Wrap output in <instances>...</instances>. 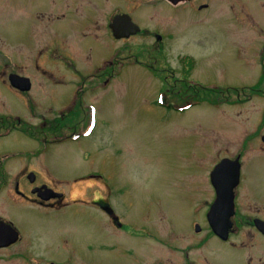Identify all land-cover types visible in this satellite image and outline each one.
<instances>
[{"label": "flooded vegetation", "instance_id": "af4514ba", "mask_svg": "<svg viewBox=\"0 0 264 264\" xmlns=\"http://www.w3.org/2000/svg\"><path fill=\"white\" fill-rule=\"evenodd\" d=\"M156 1L171 17L164 33L141 28L136 20L138 0H2L0 9L19 11L16 15L24 24L18 42L3 46L19 51L21 63L29 54L35 55L29 58L30 66L39 74L8 69L15 66V60L11 55L0 58V87L2 84L6 89V101L0 104V138L13 132L27 137L22 149L13 155L0 151L6 158L34 157L67 147L78 155V161L62 177H53L42 160L44 170L20 172V179L2 200L24 205L35 213V222H14L0 216V264H13V260H18L16 264H264V171L245 170L251 158H264V132L260 128L247 132L236 150L219 149L222 155H216L211 169L202 176L209 196L198 199L197 208H192L194 214L191 212L194 218L188 222H148L144 217L152 210L133 218L126 188L107 184V145L100 141L103 145L98 154L89 149L90 137L101 125L96 100L125 69L141 68L152 78L149 84L161 83L153 103L168 113H184L190 108L171 106L168 101L173 95L188 97L189 93L197 105L203 101L235 105L264 99V28L258 27L260 42L247 45L244 57L235 51L249 68L250 59H258L256 73L261 86L246 82L218 89L190 73L197 60L189 52L175 49L170 57L169 42L175 39L173 31L178 34L187 10L191 15L203 14L210 4ZM253 1L257 2L253 11H262L264 16V0ZM231 9L233 13L235 8ZM127 17L139 27L138 32L122 28ZM149 33L153 40L147 46L131 42ZM214 34L212 30L209 35ZM199 38L203 42L200 34ZM101 49L103 54L91 59V52ZM11 74L27 79L22 81L23 89L11 84ZM7 101L22 105L24 110H13ZM5 109L9 111L1 112ZM4 163L0 164V174ZM51 215L53 222H46ZM53 246L63 255L42 250Z\"/></svg>", "mask_w": 264, "mask_h": 264}, {"label": "rangeland", "instance_id": "374dc122", "mask_svg": "<svg viewBox=\"0 0 264 264\" xmlns=\"http://www.w3.org/2000/svg\"><path fill=\"white\" fill-rule=\"evenodd\" d=\"M138 1L137 5L140 7L136 12L138 17L136 20L141 28L164 33L165 25L171 19L165 6L156 0L154 3L148 0ZM206 2L210 4L209 10L199 15H191L192 13L187 10L185 21L180 23L176 36L173 31L175 39L169 42L172 46L170 57L177 52L175 49L189 52L197 60L190 73L201 83L211 82L209 84L218 89L246 82L261 86L259 84L261 77L256 73L259 69L258 59L253 56L249 68L235 53L237 51L242 58L247 45L253 46L260 42L258 27L264 28V16L262 11L261 14L257 13L258 15L253 11V6L257 5V2L195 1ZM232 6L235 8L233 13ZM17 13L19 11L9 13L0 9V58L5 55L12 56L15 66L8 69H22L27 75H36L39 73L30 66L29 61V58L35 55L29 54L28 60L21 63L19 51L3 46L7 42L11 44L18 42L21 38L24 24ZM212 30L215 33L213 36L209 35ZM150 36V33L139 35L132 38L131 42L147 46L153 40ZM198 44H201V49ZM210 49L215 51L211 54L204 53ZM104 50L91 52V59L102 55ZM143 58H146L145 54ZM148 75L141 68L132 67L123 70L119 79L107 86L102 98L96 100L101 125L93 131L89 149L91 153L95 151L98 154L103 145L101 142L104 141V145H107L104 151L107 184L126 188L127 201L131 202V210H134L135 214L133 218L139 219L144 211L152 210L150 216L144 217L148 222H183V219L184 222H188L194 218L191 212L194 206L197 208L198 199L202 197L201 200H205L209 196L202 176L204 178L211 169L217 159L216 155L221 154L222 150L219 149L229 147L234 151L241 144V140L246 139L247 132H252L255 128H260L261 132H264V110L261 112L264 99L252 98L250 101L235 105L222 104L220 101L204 104L203 101L201 105H197V99L189 93L188 97L178 95L175 98L173 95L168 101L171 106L190 108L184 113L173 111L168 113L159 107L158 103H153L161 83L155 81V84H149V81H153ZM5 96L6 89L1 84L0 104L6 101ZM7 103L13 110H24L18 103L12 101ZM6 111L9 109L1 112ZM26 140L27 137L23 134L13 132L10 136L0 138V150L13 155L22 149ZM52 149L34 157L20 155L6 158L4 152L0 151V164H3L5 159L4 166L7 163L0 174L1 218H11L14 222H35L32 219L35 213L29 211L27 207L17 206V203L2 199L4 195L11 193L8 191L12 190L15 182L20 179L22 170H44L41 160L53 177L67 175L69 168L78 161V155L70 152L67 147ZM245 170L264 171V158H251ZM151 204L154 206L150 207ZM120 208L118 206V209ZM46 222H53V216L51 215ZM90 222L94 220L91 218ZM42 250L53 256L63 255L62 252L56 251L54 246ZM105 260L116 261L113 258ZM17 261L13 260V264Z\"/></svg>", "mask_w": 264, "mask_h": 264}, {"label": "water", "instance_id": "95a60500", "mask_svg": "<svg viewBox=\"0 0 264 264\" xmlns=\"http://www.w3.org/2000/svg\"><path fill=\"white\" fill-rule=\"evenodd\" d=\"M127 20H128V21H127ZM123 21H124V22L122 23V28L126 29V28H129V27H132V33H136V32L139 31V27L136 26L135 24H133V23L130 21V19H129L128 17H127L126 20L124 19ZM125 21H126V22H125ZM9 79H10L11 84H12L13 86L19 88V89H23L22 86H21L22 81H23V80H27V79H25V78H22V77L16 75V74H11L10 77H9ZM213 208H214V206H212V207L210 208L209 212H208V217H209V218H210L211 215H212L211 213L213 212Z\"/></svg>", "mask_w": 264, "mask_h": 264}]
</instances>
